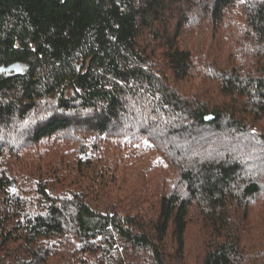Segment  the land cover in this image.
I'll use <instances>...</instances> for the list:
<instances>
[{
    "label": "trees",
    "instance_id": "1",
    "mask_svg": "<svg viewBox=\"0 0 264 264\" xmlns=\"http://www.w3.org/2000/svg\"><path fill=\"white\" fill-rule=\"evenodd\" d=\"M12 62L0 264H264V0H0ZM121 139L160 156L132 189Z\"/></svg>",
    "mask_w": 264,
    "mask_h": 264
},
{
    "label": "rangeland",
    "instance_id": "2",
    "mask_svg": "<svg viewBox=\"0 0 264 264\" xmlns=\"http://www.w3.org/2000/svg\"><path fill=\"white\" fill-rule=\"evenodd\" d=\"M199 30H201V29L195 28L194 34ZM236 37H237V35H236ZM236 39L237 38L234 37V38H232V41L231 40L230 41L228 40V42L223 41L222 50H221V57L223 60L224 59L226 60V57L229 54H230L229 57H237L238 58V55L236 53L237 52ZM234 45H236V52L232 48V46H234ZM216 47L219 49L218 46H216ZM242 49L246 55V62H250V63L257 62L259 60L261 53H262L261 45L259 43H257L256 41L251 40L250 38H247V39L245 38L243 40ZM205 50H207V47ZM241 53L242 52L239 51V54H241ZM176 85H182V84L176 83ZM127 139H129V138L127 137ZM118 142L123 147L122 155L127 156L130 153L133 155V159H131L130 161H134V164L136 166V171L132 175H129V176H128V173L121 172L120 175L118 177H115L114 179H115V181H117V184H120L125 179V177H128L129 186H130V189H132L134 187L133 183L138 185V184L142 183L144 178H146L144 176V178L142 179V175L141 174L138 175V172L146 169V172L148 173V176H149L150 173L154 170L155 163L157 162V160L160 156L158 153L152 152L151 150H149L148 143L145 140L140 141V142L131 141L132 143H130V141H128L126 139H121ZM133 145H135V146H133ZM64 153L70 154L68 149L65 150ZM240 153L244 157L249 156V154L245 153L241 148H239L238 155H240ZM151 168L153 170H149ZM245 174H249L247 171V167H246ZM53 188H54V186L51 184L50 190H53ZM100 205L102 208H107L109 210L111 209L110 199L107 196L103 197L100 200ZM240 215L243 218V220L246 221V215L245 214H240Z\"/></svg>",
    "mask_w": 264,
    "mask_h": 264
},
{
    "label": "water",
    "instance_id": "3",
    "mask_svg": "<svg viewBox=\"0 0 264 264\" xmlns=\"http://www.w3.org/2000/svg\"><path fill=\"white\" fill-rule=\"evenodd\" d=\"M0 73H10L12 75H18L22 73V65L19 62H12L9 64H0ZM215 118L213 114H207L204 116V120L211 121Z\"/></svg>",
    "mask_w": 264,
    "mask_h": 264
}]
</instances>
